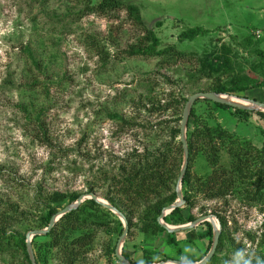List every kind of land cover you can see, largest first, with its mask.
Returning <instances> with one entry per match:
<instances>
[{
    "label": "rangeland",
    "instance_id": "rangeland-1",
    "mask_svg": "<svg viewBox=\"0 0 264 264\" xmlns=\"http://www.w3.org/2000/svg\"><path fill=\"white\" fill-rule=\"evenodd\" d=\"M121 1L138 6L146 26L160 37L161 48L176 45L180 51L201 57L203 63L195 60L167 65L159 57L128 56L125 51L143 33L129 19L127 10L111 17L90 13L88 5L96 7L101 0H0V216L13 218L8 229L0 224L7 237L0 264H27L20 243H27L29 232L47 228H40L48 211L43 204L48 202L46 196L54 192L95 193L110 203L104 171L110 176L117 174L120 165L136 161L132 157L135 151H163L166 144L181 142V135L172 138L171 129H181L185 107L152 113L153 107L174 99L188 100L220 83L244 88L236 94H224L260 96L257 92L264 87H259L264 83V39L222 35L229 24L241 35L255 24L262 26L260 17L255 19L257 23H249L260 0H253L254 7L250 8L246 7L248 0ZM195 27L210 32L192 39L182 37ZM224 44L231 60L226 64L234 73L229 68L217 73L210 69V61L220 55ZM229 74L240 84L231 81ZM248 111L247 119L235 110L219 109L209 100L200 99L195 105L204 123L220 124L242 142L261 147L264 112ZM222 164L230 168L227 150L222 152ZM190 171L197 182L212 170L200 154L193 158ZM193 187L191 191L183 182L182 193L195 206L180 207L184 218L170 213V223L164 219L165 223L179 227L208 216H213V222L208 220L178 233L146 235L137 215L122 242L123 255L137 264L141 260L144 264H172L182 261L186 254L194 263L200 262L211 250L218 228L219 245L208 264L263 261L264 202L241 201L242 196L236 193L225 204L206 199L197 192V186ZM71 204L68 199L54 203L59 210ZM102 207L106 210L88 209L86 214L108 226L107 230H97L86 264H122L116 248L125 231L124 221ZM191 231L198 236L193 237ZM80 233L83 231L74 235ZM44 241L43 236L32 241L37 264H62L53 257L40 261L39 244ZM109 249H115L111 261ZM186 249L193 251L186 253Z\"/></svg>",
    "mask_w": 264,
    "mask_h": 264
},
{
    "label": "trees",
    "instance_id": "trees-1",
    "mask_svg": "<svg viewBox=\"0 0 264 264\" xmlns=\"http://www.w3.org/2000/svg\"><path fill=\"white\" fill-rule=\"evenodd\" d=\"M88 9L90 13H98L99 15L108 17H111V14L127 10L129 19L143 33L142 36H139L138 41L130 45L125 51L130 57H159L164 60L163 64L167 65L195 60L200 65L203 63L201 57L180 51L176 45H168L165 48H161L162 41L160 37L146 26L137 5L126 4L121 0H101L96 7L88 5ZM207 33H209V30L195 27L185 31L182 37L192 39L199 35H206ZM227 46L226 44L222 45L220 55L210 61V69L216 73L220 72L222 68H231L227 65L231 61L229 55L226 53ZM261 55L264 60V53H261ZM32 57L31 55L30 59L39 68V63L35 57ZM229 72L234 73L235 71L230 69ZM229 75L228 78L231 81L239 82L237 78L234 80V75ZM260 86H264V83L259 84ZM242 91H244L243 87L228 88L227 85L222 83L205 90V92H227L234 94ZM187 101V99H174L167 105L153 107L151 112L166 111L173 106L182 105V107H185ZM215 105L219 109L235 110L236 113L244 115L247 119L249 118V114H251L248 110L233 109L217 103ZM258 114L260 113L258 112ZM192 119L194 120L192 121ZM41 132L45 136L47 135L43 127H41ZM171 134L172 138L175 139L181 135V129L173 127ZM41 139L48 140L47 137H42ZM187 142L189 148V166L183 182L187 184L189 190H194V184L197 186V192L199 190L206 199L225 201V204L228 202V198L236 193L242 196L241 201L244 199L250 202H264V143L261 147H257L250 141L242 142L239 137L232 134L222 125L204 123L201 117L196 114L195 106L192 109L188 124ZM44 143L49 144V142ZM164 147L166 150L164 149L163 151L146 150L144 153L135 151L132 157H135L136 161L120 165L118 167L119 172L115 175L110 176V172L107 170L103 172L104 179L108 182L109 195L107 198L110 203L129 214L127 218L131 227L135 224L133 219L138 215L140 218L139 222L143 224V231L146 235H158L160 232L166 231L158 222V218L166 207L172 205L178 199L176 186L183 164V144L182 142L177 145L168 143ZM224 150H227L229 154L230 168L222 164V152ZM200 154L206 157L212 171L204 179H199L198 177L197 182H195V177H193L190 171V165L193 158ZM93 190L91 189L92 192ZM81 195L76 193L67 195L62 192H54L49 194L48 197L46 196L45 199L48 202L43 204L48 211L42 217L43 223L40 228L48 227L52 217L60 211L54 203L61 204L67 199L70 203H74ZM185 200L186 205L192 204L195 206V203L189 200V198L185 197ZM88 209L96 211L106 210L101 204L90 199L77 209L64 215L53 229L43 236L45 241L39 244L40 261L47 262L53 257L58 259L62 264H86L88 262V254L95 246L97 230H107L108 228L107 223L101 219H96V217L94 219L87 218ZM170 216L184 218L183 209L180 207L175 209ZM170 216L165 217V220L169 223ZM12 219L11 217L2 215L0 216V224H3L4 226L2 227L8 229L13 226ZM189 221H193V219L189 218ZM222 221L224 222L223 219ZM172 224L177 225L175 222H172ZM120 226L121 234L123 227L121 224ZM78 231H83V233L74 235ZM191 235L193 237L198 236L193 231H191ZM6 238V233L3 234L2 230H0V251L6 249ZM224 238L222 237L221 241ZM172 239L174 241L173 237ZM20 246L24 250L27 264H32L25 240L20 243ZM113 255H115V249H109L108 260L111 261ZM125 257L134 264H137L129 256L126 255ZM256 264H264V257L263 261Z\"/></svg>",
    "mask_w": 264,
    "mask_h": 264
},
{
    "label": "water",
    "instance_id": "water-1",
    "mask_svg": "<svg viewBox=\"0 0 264 264\" xmlns=\"http://www.w3.org/2000/svg\"><path fill=\"white\" fill-rule=\"evenodd\" d=\"M200 99L209 100V101H212L214 103L229 106V107L234 108V109H243V110H252V111L264 112V102L258 101L255 99H251V98H247V97H239V96L232 95V94L229 95V94L217 93V92H200V93L193 94L188 99V101L185 105L183 118H182V124H181V142H182L183 148H184V156H183V164H182V168H181V173H180V176H179V179L177 182V187H176L178 201H176L172 205L166 207L164 209L163 213L161 214V216L158 218V222L160 223V225L164 229H166V231H168L169 233H178L182 230L191 229V228H194L195 226H197L198 224H201L202 222H205L208 220L213 222V216H208V217H204L201 219H196L194 222H192L189 225L179 226V227L170 226L167 223H165V221H164L165 217L168 214L172 213L175 209L186 205V200H185L183 193H182V184H183V180L185 178V175H186V172H187V169L189 166V148H188V142H187L188 124L190 121L192 109L195 106V104L197 103V101H199ZM233 99L237 100L238 102L234 101ZM86 198L95 200L97 203H99V204L107 207L109 210L117 213L123 219L124 224H125V231H124L123 235L121 236L119 243L117 245L116 256L122 264H134L129 259H127L122 253V242L125 240V237L129 231L128 219L126 218L125 214L122 213L118 208H116L115 206H113L112 204H110L108 202L102 201L101 199H99V197L95 193L81 195L76 202H74L71 205H68L64 209L60 210L57 214H55L52 217L50 224L47 228L34 230V231H31L28 233V235H27V249H28V253H29L30 259L32 261V264H37L36 259H35L34 250H33V244H32L33 238L36 236L47 235L64 215H66L67 213L77 209L85 201ZM220 234H221V230L218 228L215 229L214 239H213V244H212L211 250L209 251L208 255L204 259H202L200 262H196L194 264H208L209 263V261L213 258V256L215 255V253L217 251L219 241H220ZM171 263L172 264H182V261H172Z\"/></svg>",
    "mask_w": 264,
    "mask_h": 264
},
{
    "label": "crops",
    "instance_id": "crops-1",
    "mask_svg": "<svg viewBox=\"0 0 264 264\" xmlns=\"http://www.w3.org/2000/svg\"><path fill=\"white\" fill-rule=\"evenodd\" d=\"M252 1L253 0H248V3L246 4L247 5L246 7H248V8L254 7L253 5L251 6ZM258 5H259V7L255 9V13H254L255 17L252 18L249 21V23L250 24L257 23L255 21V19L258 20V18L260 17V19L263 20V25H262L263 28H262V26H258V24H255L250 29L247 28L245 30V35H241V34L234 33L231 30L232 25L229 24L228 25V28L224 30L225 32H222V35L228 36L229 38H233V39H235V38L238 37V38H241V40L244 39V38H252V39H254L256 41H258L260 39H264V0H260V3ZM262 46H263L262 47L263 48L262 50L264 51V44ZM261 90L262 91L257 92V94L260 95V96H257V97L253 96V97H249V98L255 99V100L257 99V100H260V101L264 102V87Z\"/></svg>",
    "mask_w": 264,
    "mask_h": 264
},
{
    "label": "clouds",
    "instance_id": "clouds-1",
    "mask_svg": "<svg viewBox=\"0 0 264 264\" xmlns=\"http://www.w3.org/2000/svg\"><path fill=\"white\" fill-rule=\"evenodd\" d=\"M186 251V253H190V252H192L193 250L192 249H186L185 250ZM156 259H158V258H156ZM181 260H182V264H194V261L190 258V256L189 255H185V256H183L182 258H181ZM139 264H144V261H140L139 262Z\"/></svg>",
    "mask_w": 264,
    "mask_h": 264
},
{
    "label": "bare ground",
    "instance_id": "bare-ground-1",
    "mask_svg": "<svg viewBox=\"0 0 264 264\" xmlns=\"http://www.w3.org/2000/svg\"><path fill=\"white\" fill-rule=\"evenodd\" d=\"M234 100V99H233ZM234 101H237V100H234ZM238 102V101H237Z\"/></svg>",
    "mask_w": 264,
    "mask_h": 264
}]
</instances>
